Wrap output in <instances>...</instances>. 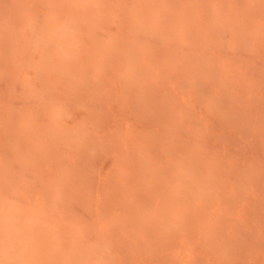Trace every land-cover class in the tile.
<instances>
[{"label":"bare ground","instance_id":"6f19581e","mask_svg":"<svg viewBox=\"0 0 264 264\" xmlns=\"http://www.w3.org/2000/svg\"><path fill=\"white\" fill-rule=\"evenodd\" d=\"M0 264H264V0H0Z\"/></svg>","mask_w":264,"mask_h":264},{"label":"rangeland","instance_id":"374dc122","mask_svg":"<svg viewBox=\"0 0 264 264\" xmlns=\"http://www.w3.org/2000/svg\"><path fill=\"white\" fill-rule=\"evenodd\" d=\"M128 101H131V102H127V101H125L126 103L123 102L124 104L128 105V107L125 106V110H126V111L128 110L127 112L124 110V106L119 105V104H115V103H117L118 101H114V103H113V102H110V104H112L113 107H112L110 104H108L109 106L107 105V108L102 107L101 110H102L105 114H108V113L110 114L111 112H109V110H110V111H113L112 113H113V115H114V117H115V120H116L117 118L119 119V121H121V120L124 121V120H125L123 124H125V122H126V123L128 124V126H126V125L123 126V124H122V128L124 127L126 130H128V129H129V130H130V129L134 130V129H136V128H137V130H135V131H140V130H142V129H148V130H149L150 128H148V126L151 127L152 124L155 125V128L157 129V131H159V130H158L159 128H160V130H161V127L163 126L162 123L165 124V122H166L167 120L164 119V120H162L163 122L159 121V122H161V123H159V122H158V119H157L158 116H157V114H156V113H157L156 110L153 111V112L151 111L153 114L149 112L150 116H152V117H151V118L148 117V118H150V120L153 118V119H152V120H153V123H152V124H150V122H149L150 120H149V119H148L147 122H145V120L143 119V118H147V116H146V114H145L146 112H145V113L142 112V111H140V112H138V113L136 112L137 114H139V113H140V114H142V113L145 114L144 117H143V114L141 115V117H142L143 121L145 122V125L148 124V126L146 125L147 128L145 127V125H142V124H144V122H143L142 120H139V121H140V122H139V121L133 119L135 116H136L137 119H139V116H140V115L137 116L136 113H135V111H133V112H134V113H133L134 117L132 116L133 118L126 117V116H128V115L130 114L129 112H131L130 116L132 115V111H131V109H132L133 107H135V105H136V103H135V105L133 106V101H134V100L132 101V100L129 99ZM118 103H119V102H118ZM123 103H122V101L120 100V104H123ZM128 103H129V104L132 103V106H133V107H130L131 105L129 106ZM118 105H119V107H120L119 109H121V106L123 107V108H122V109H123V112L125 111V114L127 113L126 116H125V114L123 115V112H121L122 114L120 113V111H122V110H119V109H118ZM114 106H115V107L117 106V107L115 108ZM126 108H127V109H126ZM112 109H113V110H112ZM117 109H118V110H117ZM97 110H98V111L100 110L99 107H98ZM105 110H106V112H105ZM116 110H117V111H116ZM132 110H133V109H132ZM102 111L99 112V113H103ZM107 112H108V113H107ZM141 112H142V113H141ZM104 113H103V114H104ZM128 113H129V114H128ZM103 114H101V115H103ZM149 114H147V115L149 116ZM120 115H121V116H120ZM124 116H125V117H124ZM156 116H157V118H156ZM121 117H124V118H121ZM141 117H140V119H141ZM120 118H121V120H120ZM125 118H126V119H125ZM127 118H128V119H127ZM129 118H130V121H129L130 123L128 122ZM118 119H117V120H118ZM117 120H116V121H117ZM133 120H135V122H134ZM156 120H157V121H156ZM110 121L113 123L112 120H110ZM110 121H109V122H110ZM164 121H165V122H164ZM109 122H108V123H109ZM111 122H110V123H111ZM138 122H139V123H138ZM142 122H143V123H142ZM135 123H136V124H135ZM141 123H142V124H141ZM129 124H130V125H129ZM137 124H138V125H137ZM140 124H141L142 126H141ZM149 124H150V125H149ZM157 124H159V125H157ZM160 124H161L162 126H161ZM131 125H132V126H131ZM125 126H126V127H125ZM158 126H159V128H157ZM127 127H128V128H127ZM143 127H144V128H143ZM153 127H154V126H153ZM153 127H151V129H153ZM164 127H165V126H164ZM133 128H134V129H133ZM155 128H154V129H155ZM156 129H155V130H156ZM162 129H163V127H162ZM165 130H166V129H165ZM150 131H151V130H150ZM152 131H154V130H152ZM162 131L164 132V130H162ZM162 131H161V132H162ZM163 132H162V133H163ZM159 133H160V131L158 132V134H159ZM151 134L153 135L154 133H153V132H152V133L150 132L149 135H151ZM158 134H157L156 136H155V134H154V135H153L154 138L152 137L153 139H156V138H157V140H156L157 142H156V141L154 142V140H152V138L150 137L148 140H149V141L152 140V142H147L148 140H146L143 144H145L146 147H148L147 144L151 145L150 147H152V145H153V147H154L155 144L158 145V144H159L158 142L160 141V139L165 137L164 133L161 135V136L164 135L163 137L158 136ZM147 135H148V134H147ZM155 137H156V138H155ZM159 138H160V139H159ZM158 140H159V141H158ZM161 142H162V141H161ZM155 146H156V145H155ZM148 148H149V147H148Z\"/></svg>","mask_w":264,"mask_h":264}]
</instances>
